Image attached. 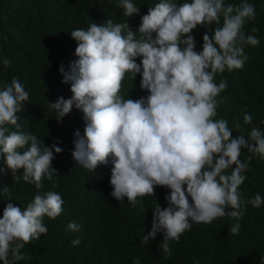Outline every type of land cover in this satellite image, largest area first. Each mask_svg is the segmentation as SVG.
I'll return each instance as SVG.
<instances>
[{
    "label": "clouds",
    "instance_id": "9594fccd",
    "mask_svg": "<svg viewBox=\"0 0 264 264\" xmlns=\"http://www.w3.org/2000/svg\"><path fill=\"white\" fill-rule=\"evenodd\" d=\"M119 6L126 17L138 14L132 0H120ZM255 19V7L247 0L239 4L160 0L141 17L138 34L126 22L111 19L70 33L77 42L74 55L78 59L69 64L68 71L61 65L59 72L63 83L70 82L72 96L59 97L50 102V108L58 113L57 122L73 106L82 111L84 133H74L72 156L90 171L110 161V195L117 201L127 198L132 207L143 208L138 197L154 196L158 186L169 190L167 207L157 203L151 230L140 241L146 244L162 232L159 246L166 258L171 256L169 241L178 242L193 222L210 224L224 217L239 221L247 205L259 208L264 204L259 193L242 199L239 191L252 158L264 161V131L253 126L247 138L243 134L233 138L228 120L215 119L216 98L227 88L225 80L217 84L215 77L244 67L245 47L259 44L255 35L243 31L246 20ZM198 26L207 29L200 51L195 50L191 35ZM257 31L252 27L251 33ZM136 57H141L139 64ZM3 64L10 61L4 59ZM126 73L132 78L139 74L140 89L149 94L135 100L123 98L120 91ZM28 99L17 78L0 90V154L15 182L22 179L39 190L44 179L53 180V153L62 149L55 144L41 147L36 135L20 131L17 114ZM252 120L249 113L243 114L245 125ZM240 126L235 125L237 130ZM244 149L250 155L242 161ZM21 170L22 177L17 176ZM63 203L54 191L35 195L23 211L7 203L0 216V262L31 259L21 249L47 233L44 217L55 219ZM80 227L68 224L70 231ZM230 232L239 235L240 223ZM72 244L77 246L80 240ZM133 264L140 262L136 259Z\"/></svg>",
    "mask_w": 264,
    "mask_h": 264
},
{
    "label": "trees",
    "instance_id": "16d2710c",
    "mask_svg": "<svg viewBox=\"0 0 264 264\" xmlns=\"http://www.w3.org/2000/svg\"><path fill=\"white\" fill-rule=\"evenodd\" d=\"M138 14L126 17L120 0H0V90L13 78L19 79L29 99L23 102L18 113L22 125L20 131L36 135L41 147L55 144L60 153H53L51 166L56 170L53 180L44 179L43 187L15 182L13 174L0 154V216L7 203L24 207L37 194L54 191L61 195L63 211L55 219L44 217L46 234L25 244L21 253L31 259L14 264H264V204L259 208L247 205L239 221L231 217L218 218L210 224L192 223L179 241H169L170 257L160 248L163 233L155 239L141 243L143 235L151 230L152 210L157 206L167 207L165 196L169 190L156 187L154 196L138 197V205L117 201L110 195L111 162L100 164L93 171L79 165L73 158L74 133L83 136L86 121L81 110L72 111L60 122L58 113L50 108L59 97L72 96L71 84L63 83L59 68L65 71L74 55L77 42L70 33L76 29L87 30L91 23L103 24L126 22L138 34L141 17L160 0H132ZM176 3L191 0H175ZM225 4H239L242 0H224ZM254 5L256 19L246 20L243 31L259 39L257 46L248 45L244 52L248 57L244 67L225 71L215 77L227 82V88L216 98L218 101L215 119L228 120L233 130L232 137L243 134L247 138L253 126L264 131V0H247ZM222 24V19H221ZM214 27V25L212 26ZM252 27L258 31L251 33ZM207 29L198 26L191 33L195 37L196 51L202 49V37ZM155 33H153V36ZM10 64L5 66L3 60ZM141 57L135 62L140 63ZM140 75L132 78L126 73L120 95L133 100L149 93L140 89ZM249 113L252 124L243 123V114ZM239 123V130L235 125ZM10 131L15 130L9 126ZM250 154L242 150L240 159L247 160ZM51 171V169H50ZM22 177V170L16 173ZM246 179L239 187L242 199H250L257 193L264 198V161L253 157ZM11 198V200H9ZM230 211V209H227ZM80 225L79 231L68 230V224ZM239 222V235L230 232ZM80 240L73 246L72 241ZM2 264V262H0Z\"/></svg>",
    "mask_w": 264,
    "mask_h": 264
}]
</instances>
